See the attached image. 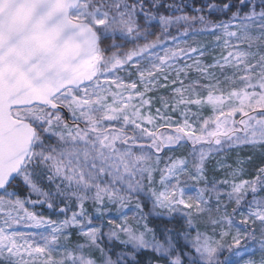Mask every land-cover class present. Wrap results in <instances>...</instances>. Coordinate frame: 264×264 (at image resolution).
Wrapping results in <instances>:
<instances>
[{"label":"snow or ice","instance_id":"6c2138e0","mask_svg":"<svg viewBox=\"0 0 264 264\" xmlns=\"http://www.w3.org/2000/svg\"><path fill=\"white\" fill-rule=\"evenodd\" d=\"M0 264H264V0H0Z\"/></svg>","mask_w":264,"mask_h":264},{"label":"rangeland","instance_id":"374dc122","mask_svg":"<svg viewBox=\"0 0 264 264\" xmlns=\"http://www.w3.org/2000/svg\"><path fill=\"white\" fill-rule=\"evenodd\" d=\"M129 215H131V213H129Z\"/></svg>","mask_w":264,"mask_h":264}]
</instances>
